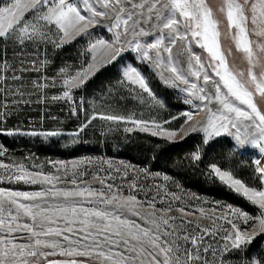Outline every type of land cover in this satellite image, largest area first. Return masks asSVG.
<instances>
[{
	"label": "snow or ice",
	"instance_id": "1",
	"mask_svg": "<svg viewBox=\"0 0 264 264\" xmlns=\"http://www.w3.org/2000/svg\"><path fill=\"white\" fill-rule=\"evenodd\" d=\"M103 19L112 21L107 31L113 33V39H101L91 45L93 61L98 50H103L102 59L106 63L117 60L126 44L160 70L165 84L174 88L184 85L181 91L199 101L194 108L204 112L205 118L191 124L188 133H203L204 144L224 138L230 148L234 142L242 151L249 145L264 150V112L253 98L254 92L264 98V0H219L215 11L208 0H0V45L11 44L22 49L27 46L26 42L46 43L58 49L99 26ZM147 24L151 25L148 30L142 27ZM221 24H226L223 33ZM151 32L159 33L151 42L141 43L137 39ZM253 35L258 39L253 40ZM222 36L232 40L242 54L248 64L246 73L235 71L229 64L221 47ZM178 44L180 47L174 56L173 49ZM193 46L206 52L207 59L203 60ZM180 57L185 58L187 70L181 67ZM94 68L95 63L89 64L87 69L65 78L66 90L62 96L52 99L70 100L72 90L84 84ZM165 72L170 75L165 76ZM123 76L152 96L148 83L136 67L124 69ZM189 76L202 80L203 84L190 82ZM182 115L185 124L193 120L192 112ZM100 118L125 119L114 115ZM132 123L140 131H150L147 122ZM153 127L156 129L151 131L153 136L169 141H174L178 132L185 131L183 125L170 131L162 130L158 124ZM192 159L199 161L201 156L194 152ZM56 163L60 168L67 167L64 162ZM211 168L221 182L258 206L259 230L264 234V190L245 186L215 164ZM0 169L5 170L0 180L50 186L33 192L0 187V233L4 234L0 235V264H215L203 259V254L210 250L216 255L211 244L202 247L205 236L213 235L212 230L197 222L195 227L201 234L190 235L184 224L193 221L183 220L191 215L184 208L177 209L182 220L181 225H177L178 217L169 215L171 207L157 209L154 201H148L145 207V202L135 195L125 196L113 191L112 185H107L106 189H97L91 184L81 187L77 179L72 178V187H56L61 175L29 171L23 164L0 163ZM93 180L102 186L105 184L98 176H93ZM173 199L178 197L173 194ZM199 211L201 218L213 224L217 219L227 218L216 216L215 209L207 213L204 209ZM231 215L244 224L252 219L239 209H233ZM228 223L232 231L224 239L230 244H225L223 251L239 250L254 238L255 233L243 232L239 223L231 219ZM13 233H27V242L16 243L9 239ZM188 243L193 247H186ZM56 256L65 259H49Z\"/></svg>",
	"mask_w": 264,
	"mask_h": 264
},
{
	"label": "rangeland",
	"instance_id": "2",
	"mask_svg": "<svg viewBox=\"0 0 264 264\" xmlns=\"http://www.w3.org/2000/svg\"><path fill=\"white\" fill-rule=\"evenodd\" d=\"M76 2H80V0H76ZM208 3L215 11L218 7L219 0H208ZM216 14L218 17L220 16L218 12ZM111 23L112 21L103 19L99 26L90 28L87 33L66 44L67 47L64 51L67 54L60 56L61 62H58L59 68L57 70L58 78L55 79L48 76L47 68L55 63L54 59L58 56L57 54H59L66 45L57 49L51 44H33L31 42H26L27 46L22 49L19 46H13L11 44H8L7 46L3 45V47H1L3 50L2 56L6 55L8 47H10L12 54L29 51V55L33 59L29 63L31 67L36 70L38 69L37 72L40 74L37 77L27 80L30 81V84L27 83L24 77L20 76L19 72H12L10 78H7L4 73L0 75V153H2L0 154V163L7 165L23 164L29 171H42L44 174L61 175L62 178L60 181L56 182V187H72V178L77 179L78 184L81 187L86 184H91L97 189H106L107 185H112L113 191H119L125 196L129 194L135 195L138 200L145 202V207H147L148 201H154L157 209L171 207L172 210L169 215L178 217L175 223L181 225L182 220L179 219L181 213L177 211V209L184 208L179 204L182 202V190L181 193H172L168 191V185H170V183L171 186L174 185L172 183L174 177H168L167 174L162 173L161 171H151L145 165L133 163L122 156L113 157L106 155V153L100 148L92 147L90 150L87 149L86 143H88V141H84L85 135L83 133L86 124H81L74 130H66L57 126L58 124L51 123V126H48L46 123L51 121L54 116L46 118L44 113L50 111V106H56L59 102H62L66 106H71L73 112L79 110L80 107H82V103H78L76 100V92L102 67L110 63H115L116 68L121 71L122 76L124 69L127 67H136L148 83L152 91V96L144 93L138 85L131 84L123 76L126 82L130 84V86H125L124 96L129 99H137L140 106L139 110L132 111L131 114L124 117L125 119L122 121H110L99 118L100 120H105V122H101V124L111 126V128L107 127L105 129L110 132L115 131L116 128L114 126L117 125V122H122L127 125V127L125 126L127 129H133L130 132L128 131L129 134L135 132L151 134V131L156 130L153 126L157 124L161 126L162 130L167 131L178 130L183 125L185 131L178 132L174 141H169L159 135L155 137H159L169 142H177L182 141L188 136H192L197 142H202L203 133H188L187 129H189L190 125L194 124L196 121H202L205 118V113L199 112L194 108V105L198 104L199 101L195 100V98L190 96L187 92L181 91V89L185 87L184 85L174 88L165 84L160 78V70L155 69L150 61H144L139 53L131 51L126 44L124 45L125 51L117 58V60L106 63L105 60L102 59L103 50H98L95 54L96 61H93V53L90 51L91 45L101 39H113V33L107 31V28ZM142 27L148 30L151 28V25H142ZM220 30L222 33L225 32L226 24H221ZM157 35H159L158 32H151L150 35L137 37V39H139L141 43H147L151 42V40ZM128 38L131 39V37ZM251 38L253 40L258 39L254 35ZM74 42L78 43L79 46L84 47L81 51L83 55H85V60H81L79 63L80 65L78 66L75 65L71 57L72 52L77 50V45L68 46L72 45ZM179 47L180 45L178 44L177 47L173 49L174 56ZM221 47L233 69L235 71H244L246 73L248 64L242 58V54L236 50L234 42L222 36ZM193 49L195 52L201 54L203 60L207 59V53L202 49L196 46H193ZM152 55H154V52ZM184 59V57H180L181 67L187 70V64L184 62ZM6 63L7 62L2 59L0 66L6 65ZM18 63L23 62L18 61ZM92 63H95V68L89 73L84 84L72 90V98L70 100L52 99L53 96H62L63 91L66 90L63 84L65 78L87 69L88 65ZM61 69L64 70L63 73L61 72ZM209 71L211 70L209 69ZM259 71L260 69L257 68L256 72L259 73ZM164 75L168 76L170 74L165 72ZM188 78L190 82L197 83L198 85L203 84L202 80L197 81L192 76H189ZM37 84L46 86L37 87ZM162 85L168 87V91L161 88L163 87ZM47 90L53 91L52 95H47ZM31 98H33V100ZM163 98L168 99L167 110H164L161 107L164 101ZM253 98L260 110L264 112V98L260 97V95L255 92ZM186 100H192L193 103L187 104L185 103ZM26 107H31L33 109L37 108L42 114L37 117H29L27 120H22V122H17V120H15V122H10L8 119L9 113L13 111H23ZM213 107H215V105H213ZM185 112L193 113V120L189 122V124H185V117L182 115ZM89 114L91 116L90 121H93L92 117L95 116V114L90 110ZM135 115H140L149 120L141 122H147L150 131H140L136 125L132 123V121H140L136 120ZM174 117H176V119H174ZM154 120L162 122L156 123L153 122ZM51 133L56 134L51 135ZM91 137H94L93 133L91 134ZM211 144L218 149V153L215 157V161H217L215 164L216 166L222 171L230 172L234 179H239L245 186L257 190H264V187H262V184H264V176H262V170H264V150L260 147L249 145L246 150L242 151L235 147L234 142L233 147L230 148L227 140L224 138H215L214 142L204 144L203 147H205V150L202 146L198 147L200 151L205 152L207 148L208 153ZM56 162H64L67 167L60 168L59 164ZM73 164H76L77 166L73 168ZM110 164L111 167H109ZM58 169L59 172L57 171ZM65 172H67L66 176L64 175ZM73 173H75L74 177ZM122 173L124 175L123 177L121 176ZM4 174L5 170L0 169V175ZM93 176L103 178L105 184L103 186L100 185L98 181L93 180ZM165 177H167V179H165ZM81 181H83V183H81ZM133 183L135 184L134 188L132 187ZM0 187L13 191L33 192L41 191L43 188L50 186L0 180ZM173 194L175 197H178V199H173ZM248 202L250 206L245 208L232 204H218L217 206L209 208H184L185 212L191 213V215L183 217V220L193 221L192 224H184V229H186L190 235L199 236L201 234L200 230L195 227L197 222L202 226L210 228L213 232V235L205 236L202 247H207L211 244L212 248L216 250V255L213 256L210 250L209 253L203 254L204 260L209 262L215 261V264H264V250L262 255L257 257L254 253L255 247H250L248 245L250 242L243 244L239 250L223 251V246L225 244H230V241L224 239V237L232 231L231 225L228 223L229 219L235 223H239L243 232H246L249 235L255 233L254 238L257 236H264V234H260L259 230L258 206L252 205L250 201ZM200 209H204L206 213L215 209L216 216H226L227 218L217 219L215 224H213L211 220L201 218ZM233 209L242 210L249 214L252 219L249 220L247 224H244L242 220H237L236 217L231 215ZM26 221L27 218H24V222ZM138 222L140 221L138 220ZM60 226L63 227V224L61 223ZM0 235L4 234L0 233ZM8 238L14 239V242L16 243H25L28 240V234L13 233L11 236H8ZM185 246L188 248L193 247L190 243ZM198 247L201 246L198 245ZM49 259H65V257L56 256L49 257Z\"/></svg>",
	"mask_w": 264,
	"mask_h": 264
},
{
	"label": "trees",
	"instance_id": "3",
	"mask_svg": "<svg viewBox=\"0 0 264 264\" xmlns=\"http://www.w3.org/2000/svg\"><path fill=\"white\" fill-rule=\"evenodd\" d=\"M76 45L77 50L72 52L71 57L75 65L78 66L81 60H85V55L81 51L84 47L79 46L76 42L68 46ZM1 47L3 45H0V64L2 59L7 63L0 66V75L4 73L7 78H10L12 72L15 71L19 72L20 76L24 77L26 81L39 76L40 73L31 67L29 63L33 60L29 55V51L12 54L10 47H8L6 55L2 56L3 50ZM66 47L67 45L57 54L58 56L54 59L55 63L48 66L49 77L58 78V62H61V55L67 54L64 51ZM18 61L23 63H18ZM27 83L30 84V81H27ZM125 86H130V84L123 78L121 71L116 68V64L110 63L96 72L76 92V100L78 103H82L79 110L73 112L71 106L59 102L56 106H50V111L44 113L46 118L54 116L51 121L46 123L48 126H51V123L58 124L57 126L66 130H74L77 126L86 124L83 133L85 135L84 141H88L86 143L87 149L100 148L106 155L122 156L133 163L145 165L151 171H161L167 174L168 177H174V181H172L174 185L171 186L170 183L168 191L181 193L182 190V202L179 204L184 208H209L218 204H232L242 208L250 206L243 196L221 182L213 174L211 165L217 163L215 157L218 153V149L213 144H211L207 153V148L206 152L200 151L198 146H202L205 150L204 144L197 142L192 136H188L182 141L169 142L148 133L135 132L129 134L128 131H124L127 129V125L122 122H117V125L114 126L115 131L110 132L105 129L107 127L111 128V126L101 124L105 120H100V116L126 117L132 111L139 110L140 106L137 99H129L124 96ZM162 86L161 88L168 91V87ZM46 93L52 95L53 91L47 90ZM31 99L33 100V98ZM163 100L161 107L167 110L168 99L163 98ZM89 110L96 116L93 121H90ZM41 114V111L37 108L26 107L23 111L9 113L8 119L10 122H15V120L22 122V120H27L29 117H37ZM135 117L136 120L149 121L140 115H135ZM153 122L162 121L154 120ZM92 133L94 137H91ZM194 152L200 154L201 159L199 161L192 159ZM248 245L250 247L254 246V253L257 257H260L264 250V236L253 238Z\"/></svg>",
	"mask_w": 264,
	"mask_h": 264
},
{
	"label": "built area",
	"instance_id": "4",
	"mask_svg": "<svg viewBox=\"0 0 264 264\" xmlns=\"http://www.w3.org/2000/svg\"><path fill=\"white\" fill-rule=\"evenodd\" d=\"M121 176H122V177L124 176L123 173L121 174Z\"/></svg>",
	"mask_w": 264,
	"mask_h": 264
},
{
	"label": "bare ground",
	"instance_id": "5",
	"mask_svg": "<svg viewBox=\"0 0 264 264\" xmlns=\"http://www.w3.org/2000/svg\"><path fill=\"white\" fill-rule=\"evenodd\" d=\"M122 171V170H121ZM119 174V173H118Z\"/></svg>",
	"mask_w": 264,
	"mask_h": 264
}]
</instances>
